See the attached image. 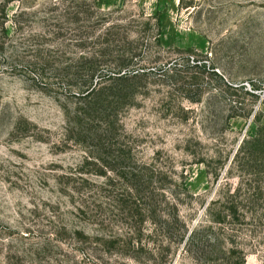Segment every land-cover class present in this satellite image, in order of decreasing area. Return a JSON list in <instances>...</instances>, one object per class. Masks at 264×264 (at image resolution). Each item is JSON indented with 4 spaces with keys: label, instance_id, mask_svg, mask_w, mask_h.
<instances>
[{
    "label": "rangeland",
    "instance_id": "rangeland-1",
    "mask_svg": "<svg viewBox=\"0 0 264 264\" xmlns=\"http://www.w3.org/2000/svg\"><path fill=\"white\" fill-rule=\"evenodd\" d=\"M262 128L264 0H0V264H264Z\"/></svg>",
    "mask_w": 264,
    "mask_h": 264
},
{
    "label": "trees",
    "instance_id": "trees-1",
    "mask_svg": "<svg viewBox=\"0 0 264 264\" xmlns=\"http://www.w3.org/2000/svg\"><path fill=\"white\" fill-rule=\"evenodd\" d=\"M264 129H261V132ZM251 143V147H247V144ZM239 163L243 170H249L253 166H257L261 172H264V139L262 133L258 134L255 138L244 140L241 147L235 154L234 161ZM264 185L261 183L257 187L258 195H263ZM176 222H181V218L177 216ZM164 227L170 229V224L165 223Z\"/></svg>",
    "mask_w": 264,
    "mask_h": 264
}]
</instances>
